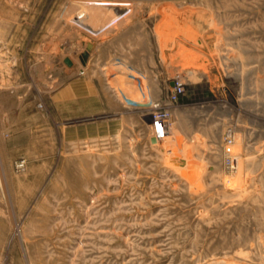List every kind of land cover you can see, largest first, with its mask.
Returning <instances> with one entry per match:
<instances>
[{
	"label": "rangeland",
	"instance_id": "374dc122",
	"mask_svg": "<svg viewBox=\"0 0 264 264\" xmlns=\"http://www.w3.org/2000/svg\"><path fill=\"white\" fill-rule=\"evenodd\" d=\"M0 111V264H264V0H0Z\"/></svg>",
	"mask_w": 264,
	"mask_h": 264
},
{
	"label": "built area",
	"instance_id": "2783aa9c",
	"mask_svg": "<svg viewBox=\"0 0 264 264\" xmlns=\"http://www.w3.org/2000/svg\"><path fill=\"white\" fill-rule=\"evenodd\" d=\"M184 91H185L184 83L181 82L180 80L175 82L173 89L171 91V94H170V101L172 102L179 101V98L184 93ZM156 106H158V104ZM161 107L162 106L160 105V108ZM170 115H171L170 111L166 108L160 109L159 112L154 114V122L152 125V130L156 138L165 139L166 136L169 135L166 120L169 119ZM227 139H228V143L232 141V138L230 137V135L228 136ZM231 159L234 160V158L231 156L227 158V165L233 168L236 164H233L234 162L231 163L232 162Z\"/></svg>",
	"mask_w": 264,
	"mask_h": 264
},
{
	"label": "crops",
	"instance_id": "0c3cea01",
	"mask_svg": "<svg viewBox=\"0 0 264 264\" xmlns=\"http://www.w3.org/2000/svg\"><path fill=\"white\" fill-rule=\"evenodd\" d=\"M117 13H121V12H117ZM115 21V20H114ZM89 27V26H88ZM90 29L94 30L95 32H98L96 31L95 29L89 27ZM91 42H94L95 43V50H93L94 52H92V55L93 53H95V51L97 52H102V51H105V48H106V45H107V42L106 40L104 41H99V40H95V39H92ZM124 60V59H123ZM128 65L130 66V68H133L135 71H138L139 73H142L146 76H148L150 78V82H152L151 79V69L145 65H140V64H133V63H130V62H127ZM148 78V79H149ZM155 79V78H154ZM162 78H160V81H161ZM3 115V113L0 111V137H2V133L4 132L3 130V123H2V119H1V116Z\"/></svg>",
	"mask_w": 264,
	"mask_h": 264
},
{
	"label": "bare ground",
	"instance_id": "6f19581e",
	"mask_svg": "<svg viewBox=\"0 0 264 264\" xmlns=\"http://www.w3.org/2000/svg\"><path fill=\"white\" fill-rule=\"evenodd\" d=\"M114 6H117V7L119 6V7L121 8L122 4H121V3H116ZM116 10H117V9H116ZM117 11H118V10H117ZM104 12H105V11H104ZM121 13H123V12H121ZM101 15H102V14H101ZM99 17H101V16H99ZM91 55H92V53H91ZM176 103H178V101H175V102L169 101L168 104H170V105L173 104V105H174V104H176ZM160 104H161V103H160ZM154 106H156V105H154ZM154 106H152V107H154ZM166 135H167V134H166ZM167 136H168V135H167ZM167 136H166V138H167ZM230 137L232 138V141L230 142V144L232 145V144L234 143V139H235V138H234L233 136H231V135H230ZM166 138H165V139H166ZM157 140H158V141H160V140L162 141L163 139H158V138H157ZM227 142H228V139H227ZM231 157H232V156H231ZM233 158H234V160L231 159V160H232L231 163L234 162L233 164H236V165L233 167V169H234V168L237 169L240 160H239V158H237L236 156H233ZM225 164L227 165V159H226ZM212 263H213V261L210 259V260H208L205 264H212Z\"/></svg>",
	"mask_w": 264,
	"mask_h": 264
},
{
	"label": "water",
	"instance_id": "95a60500",
	"mask_svg": "<svg viewBox=\"0 0 264 264\" xmlns=\"http://www.w3.org/2000/svg\"><path fill=\"white\" fill-rule=\"evenodd\" d=\"M95 48V43L94 42H89L87 44V49L83 52V60H88L91 56V52L94 50ZM66 62L69 64V65H72L73 64V61L70 59V58H67L66 59ZM153 142H156L157 141V138L154 136L152 138Z\"/></svg>",
	"mask_w": 264,
	"mask_h": 264
}]
</instances>
